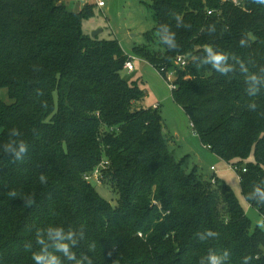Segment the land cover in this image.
I'll list each match as a JSON object with an SVG mask.
<instances>
[{"label":"trees","instance_id":"1","mask_svg":"<svg viewBox=\"0 0 264 264\" xmlns=\"http://www.w3.org/2000/svg\"><path fill=\"white\" fill-rule=\"evenodd\" d=\"M92 7L0 0V264H35L37 229L50 225L76 233L83 264H200L202 257L208 264L209 251L225 250L224 264H244L245 256L264 264V230L234 190L189 164V154L176 155L159 107L137 105L145 92L132 74L122 75L131 56L119 39L85 33ZM152 9L155 26L134 54L166 79L173 73V99L201 143L239 166L242 193L264 216L254 194L264 189V4L152 0ZM161 25L175 34L176 48L162 43ZM206 46L227 54L231 71L204 63ZM251 75L260 81L255 96ZM12 128L20 135L11 136ZM19 140L28 152L16 160L3 149ZM103 159L110 163L103 182L119 194L115 205L85 179ZM206 229L219 235L202 241L197 233Z\"/></svg>","mask_w":264,"mask_h":264},{"label":"rangeland","instance_id":"2","mask_svg":"<svg viewBox=\"0 0 264 264\" xmlns=\"http://www.w3.org/2000/svg\"><path fill=\"white\" fill-rule=\"evenodd\" d=\"M61 1L75 10L85 7L87 3L93 5L94 15L84 20L83 29L85 33L92 36L97 31L102 38H118L123 49L134 59L135 71L128 72L125 69L122 75L130 77L129 74H132L145 92V97L137 105L160 106L164 127L172 143L171 149L180 158L189 154L188 163L201 164V171L207 175L213 173L210 167L216 166L219 170L215 178L219 183H226L234 190L247 215L251 218L253 226H256L257 220L264 216L246 201L242 193L239 172L230 169L225 160L219 159L201 143L183 107L173 99L169 80L164 78L150 63L141 61L134 54L135 45L146 43L144 33L155 26L152 0H105L106 5L103 8L98 7L95 0ZM171 79L174 82V77L171 76ZM1 96L8 99L6 89L1 90ZM254 160V155H251L249 161ZM100 183H94V186L103 197L115 205L119 194L110 185L102 181Z\"/></svg>","mask_w":264,"mask_h":264},{"label":"clouds","instance_id":"3","mask_svg":"<svg viewBox=\"0 0 264 264\" xmlns=\"http://www.w3.org/2000/svg\"><path fill=\"white\" fill-rule=\"evenodd\" d=\"M253 3L264 4V0H253ZM177 27L181 26L179 21L181 20V15L176 14ZM161 40L162 43L166 44L170 49H174L177 47L175 43V34L172 33L167 25H161ZM241 44H244V41H241ZM205 52L207 56L204 59V63H211L212 67L219 71L220 73H227L231 71V66L227 64L228 56L225 53L214 52L211 46L205 47ZM243 71H247L246 68H243ZM251 81L248 92L250 95L255 96L258 87L257 85L260 83L259 79L255 75H251L249 77ZM251 108H255V104L249 105ZM47 108L45 102V109ZM11 136H19L20 131L17 128H12L10 130ZM13 144L16 146L13 147ZM4 153H10L14 155L16 160H21L23 158V154L28 152V144L24 140L16 141H8L5 143ZM39 180L42 184L47 183V178L42 174L39 177ZM254 194L258 197V202L264 203V189L256 187L254 189ZM8 195L11 197H15L17 192L15 190L9 191ZM252 196L250 194L249 199ZM34 199L31 197L25 198V205L31 206L34 203ZM257 226L264 230V218H260L257 220ZM84 230L81 227V238L83 237ZM200 240H207L209 237L218 236L219 233L206 229L204 233H197ZM36 245L38 246V251H32L31 258L35 262V264H63L61 257L66 259L67 261H75V264H83V260L76 259V252L74 251L75 245L77 243L76 233L70 228L67 233L65 232L62 226H48L43 229H37L36 237H35ZM27 250H32V244L29 242L25 245ZM52 249V251H50ZM59 253L60 255H57ZM207 261L208 264H224V261L228 260L229 252L225 250L222 254H217L214 251H209L207 253ZM84 259H88L85 257ZM250 257H243L244 264H248ZM91 264V261H89ZM200 264H204V258H201Z\"/></svg>","mask_w":264,"mask_h":264},{"label":"built area","instance_id":"4","mask_svg":"<svg viewBox=\"0 0 264 264\" xmlns=\"http://www.w3.org/2000/svg\"><path fill=\"white\" fill-rule=\"evenodd\" d=\"M236 1V0H234ZM95 3L98 7L103 8L106 5L105 0H95ZM177 63H179L180 65H186V59L183 56H179L177 58ZM125 69L128 72H133L135 70V64H134V59L131 57V59L129 61L126 62L125 64ZM170 75V77H169ZM168 75L167 80H169L170 86L172 87V90L175 88V83L172 81L171 76L173 78V73H170ZM157 108L159 107L158 105L156 106ZM109 161L108 160H102L101 163L94 169V171L90 174H87L85 176V179L88 182H95L98 184H101L100 182L104 181V177H105V173L104 170L109 166ZM230 169L239 172V166L236 164H229ZM211 169L215 172H217V168L216 166H212ZM243 171H246V169H243ZM213 182L216 183V178L214 177Z\"/></svg>","mask_w":264,"mask_h":264},{"label":"crops","instance_id":"5","mask_svg":"<svg viewBox=\"0 0 264 264\" xmlns=\"http://www.w3.org/2000/svg\"><path fill=\"white\" fill-rule=\"evenodd\" d=\"M140 60H141V59H140ZM141 61H144V62H145V60H141ZM134 71H135V70H134ZM134 71H133V72H134ZM158 106H159V105H158ZM159 107H160V106H159ZM191 125H192V124H191ZM192 127H193V126H192ZM194 132H195V131H194ZM171 145H172V143H171ZM207 148H208V147H207ZM208 149H209V148H208ZM209 150H210V149H209ZM210 151H211V150H210ZM211 152H212V151H211ZM212 153H213V152H212ZM213 154H214V153H213ZM214 155H215V154H214ZM185 156H186V155H185ZM215 156H217V155H215ZM183 157H184V156H183ZM217 157H218V156H217ZM218 158L221 159V160H223V159L220 158V157H218ZM199 166L202 167L201 164H199ZM211 167H212V166H211ZM211 167H210V170H212ZM216 168H217V167H216ZM218 170H219V169L217 168V172H218ZM212 171H213V170H212ZM217 172L213 171V173H212L211 175H212V176H213V175L216 176ZM209 174H210V173H209ZM216 178H217V177H216Z\"/></svg>","mask_w":264,"mask_h":264},{"label":"water","instance_id":"6","mask_svg":"<svg viewBox=\"0 0 264 264\" xmlns=\"http://www.w3.org/2000/svg\"><path fill=\"white\" fill-rule=\"evenodd\" d=\"M97 35H98L97 31L93 33V36H97Z\"/></svg>","mask_w":264,"mask_h":264}]
</instances>
